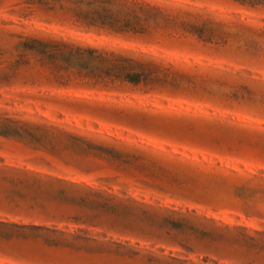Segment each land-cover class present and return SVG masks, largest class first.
Instances as JSON below:
<instances>
[{
  "label": "rangeland",
  "instance_id": "rangeland-1",
  "mask_svg": "<svg viewBox=\"0 0 264 264\" xmlns=\"http://www.w3.org/2000/svg\"><path fill=\"white\" fill-rule=\"evenodd\" d=\"M25 1L0 0V264H264V1Z\"/></svg>",
  "mask_w": 264,
  "mask_h": 264
},
{
  "label": "trees",
  "instance_id": "trees-1",
  "mask_svg": "<svg viewBox=\"0 0 264 264\" xmlns=\"http://www.w3.org/2000/svg\"><path fill=\"white\" fill-rule=\"evenodd\" d=\"M50 1H55L59 3L60 7L68 5L69 9L74 11V15L77 18H81L85 20L86 23H95L97 20L105 21L104 17L102 15L103 8L97 7V9H94V6L97 3H100L101 0H26L25 2L28 4H41L45 6H50L55 8L54 4H49ZM242 3H244L245 0H240ZM256 2H262L264 0H254ZM77 8V10H76ZM34 42L41 43L37 40H32Z\"/></svg>",
  "mask_w": 264,
  "mask_h": 264
}]
</instances>
